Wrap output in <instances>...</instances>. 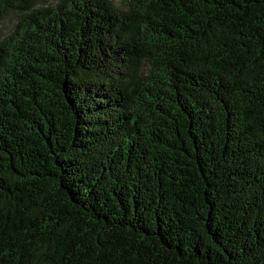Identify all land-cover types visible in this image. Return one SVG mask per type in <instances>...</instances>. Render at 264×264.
Listing matches in <instances>:
<instances>
[{"label":"trees","instance_id":"obj_1","mask_svg":"<svg viewBox=\"0 0 264 264\" xmlns=\"http://www.w3.org/2000/svg\"><path fill=\"white\" fill-rule=\"evenodd\" d=\"M0 264H264V0H0Z\"/></svg>","mask_w":264,"mask_h":264},{"label":"rangeland","instance_id":"obj_2","mask_svg":"<svg viewBox=\"0 0 264 264\" xmlns=\"http://www.w3.org/2000/svg\"><path fill=\"white\" fill-rule=\"evenodd\" d=\"M115 5L122 6L127 0H113ZM10 22L5 23L3 26H0V37L7 34L10 28Z\"/></svg>","mask_w":264,"mask_h":264}]
</instances>
